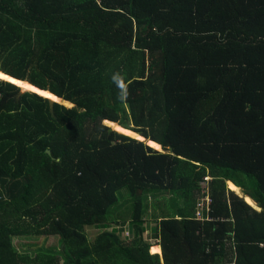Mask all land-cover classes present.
<instances>
[{"label": "trees", "instance_id": "1", "mask_svg": "<svg viewBox=\"0 0 264 264\" xmlns=\"http://www.w3.org/2000/svg\"><path fill=\"white\" fill-rule=\"evenodd\" d=\"M0 71V264H264V0H0Z\"/></svg>", "mask_w": 264, "mask_h": 264}, {"label": "rangeland", "instance_id": "2", "mask_svg": "<svg viewBox=\"0 0 264 264\" xmlns=\"http://www.w3.org/2000/svg\"><path fill=\"white\" fill-rule=\"evenodd\" d=\"M64 102H66V101H64ZM65 104L66 105H64V104L63 105L66 106V107H70L71 106V104H67V102ZM103 125L107 129H111L112 131L116 132V130L113 127H111L110 124H107V122H103ZM116 133L117 134H120L118 132H116ZM120 135H123V134H120ZM131 139H134V138H131ZM151 149L153 150V148H151ZM226 186L228 188V183H226ZM230 190H232V189H230ZM240 191L241 190L238 189V192L237 193L241 194ZM123 194H126V193L124 192ZM164 209H165V204L159 202L158 205L153 206L152 204H150V200L148 201V210L143 215V219H144V221H146V224H145L146 227H145V231L144 232H145V235L147 237V242H149V243L150 242L152 244L156 243L155 242L156 240L153 239V238H151L148 235L149 234V230H150L148 228L149 227V222H151V221H153V220L161 217V213L164 212ZM110 228H113L116 232H119L120 231L121 232L120 234H121V237L122 238H131L132 237V233H131V231H129L127 224H121L120 226H117V227L116 226H111ZM86 232L88 233L89 238L90 239H93L100 231L98 229H96L95 227H93V228L92 227H88L87 230H86ZM57 241H58V238L57 237H42V236H36V237H30V238H25L24 237V238H20V239L14 238L13 239V244H14V246L18 250H21V251H25V250L31 251V250L37 249L38 247H41V246L42 247H50V246L57 247L58 246V242ZM149 252H150V249H149Z\"/></svg>", "mask_w": 264, "mask_h": 264}, {"label": "water", "instance_id": "3", "mask_svg": "<svg viewBox=\"0 0 264 264\" xmlns=\"http://www.w3.org/2000/svg\"><path fill=\"white\" fill-rule=\"evenodd\" d=\"M0 73L1 74H3L1 71H0ZM13 78V77H12ZM1 79V78H0ZM15 79V78H14ZM1 80H4V79H1ZM17 80V79H16ZM4 81H7V82H10V81H8V80H4ZM20 82H22V81H20ZM26 81H23L22 83H25ZM10 83H12V82H10ZM26 84H29L28 82H26ZM16 85V84H15ZM30 85V84H29ZM32 86V85H31ZM19 87V94H22V93H24V92H31V91H29V90H25L24 88H22V87H20V86H18ZM34 87V86H33ZM34 88H36V87H34ZM36 89H38V88H36ZM38 90H40V89H38ZM43 91V90H42ZM44 92H46V93H48V94H50L49 92H47V91H44ZM32 93H34V92H32ZM36 94V93H35ZM38 95V94H37ZM53 95V94H52ZM40 96V95H39ZM53 96H55V95H53ZM42 97V96H41ZM55 97H57V96H55ZM42 98H44V99H46L47 100V103H48V106H49V112L50 113H52V107H53V104L54 103H56V104H61V105H63L61 102L63 101L61 98H59V97H57L58 99H59V102H57V101H55V100H52V99H49V98H46V97H42ZM70 104V103H69ZM70 107H72V104H71V106ZM108 123H110V122H108ZM114 131H112L111 129H108V133H113ZM114 133H116V132H114ZM131 133V132H130ZM133 136H135V137H139V138H141V139H143L142 141H140V140H137V139H133V140H136V141H140V142H144L148 147H150V141H147L145 138H143V136H142V134L141 133H131ZM130 138V137H129ZM157 145V144H156ZM160 147V146H159ZM153 151H156V150H154L153 149ZM156 152H158V153H163L162 152V150H161V147H160V150L159 151H156ZM168 152H169V155H172V150L170 149V148H168ZM46 155H48V152H46Z\"/></svg>", "mask_w": 264, "mask_h": 264}, {"label": "bare ground", "instance_id": "4", "mask_svg": "<svg viewBox=\"0 0 264 264\" xmlns=\"http://www.w3.org/2000/svg\"><path fill=\"white\" fill-rule=\"evenodd\" d=\"M0 77H1V79H4V80H8V81H10V82H12V83H14V84H16V85H18V86H20V87H23L25 90H29L27 87L28 86H31V85H29V84H26V83H22V82H20V80H16V78L14 79V78H12L11 76H9V75H5V73H3V74H1L0 73ZM8 79H7V78ZM20 82V84H18V83H16V82ZM27 86V87H26ZM30 91V90H29ZM38 91H42V90H38ZM37 94V93H36ZM38 95H40V94H38ZM41 96V95H40ZM42 97H44V96H42ZM46 98H49V99H52V100H55V101H57V102H59V99L57 98V97H55V96H53L52 94H48V97H46ZM62 104H64V105H66L65 103L66 102H64V101H62L61 102ZM68 103V102H67ZM117 132V131H116ZM137 140H139V139H137ZM140 141H142V140H140ZM150 143H152L153 144V142H150ZM155 144V143H154ZM150 145V144H149ZM156 145V144H155ZM157 147H159L158 145H156ZM151 147V146H150ZM153 148V147H152Z\"/></svg>", "mask_w": 264, "mask_h": 264}, {"label": "built area", "instance_id": "5", "mask_svg": "<svg viewBox=\"0 0 264 264\" xmlns=\"http://www.w3.org/2000/svg\"><path fill=\"white\" fill-rule=\"evenodd\" d=\"M206 186V184H203L202 187ZM210 203V199L208 197V193L205 192L204 190V196H202L199 199V202L196 205V218L199 220H202L203 218H201L202 214L201 212L204 210L208 211V205Z\"/></svg>", "mask_w": 264, "mask_h": 264}, {"label": "clouds", "instance_id": "6", "mask_svg": "<svg viewBox=\"0 0 264 264\" xmlns=\"http://www.w3.org/2000/svg\"><path fill=\"white\" fill-rule=\"evenodd\" d=\"M112 79L120 86V91H121L120 98L121 99L126 98L128 92H127V85L124 84V77L121 74L116 73L113 75Z\"/></svg>", "mask_w": 264, "mask_h": 264}, {"label": "crops", "instance_id": "7", "mask_svg": "<svg viewBox=\"0 0 264 264\" xmlns=\"http://www.w3.org/2000/svg\"><path fill=\"white\" fill-rule=\"evenodd\" d=\"M245 202H246V201H245ZM246 203H247V202H246ZM247 204H248V203H247ZM249 205H250V204H249ZM250 206H251V205H250ZM252 207L258 210L257 207H255V206H252ZM122 224H127V223H122ZM155 242H156V241H155ZM153 245H158V244H157V242H156V243H154ZM153 245H152V246H153ZM158 246H159V245H158ZM159 247H160V246H159ZM150 248H151V247H150ZM156 254H159V255H160V254H161V249H159V252L156 253Z\"/></svg>", "mask_w": 264, "mask_h": 264}]
</instances>
